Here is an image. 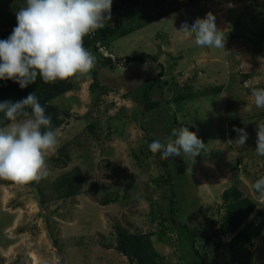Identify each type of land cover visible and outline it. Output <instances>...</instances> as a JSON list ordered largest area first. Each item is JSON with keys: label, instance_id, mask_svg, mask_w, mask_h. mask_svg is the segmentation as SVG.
Returning a JSON list of instances; mask_svg holds the SVG:
<instances>
[{"label": "rangeland", "instance_id": "1", "mask_svg": "<svg viewBox=\"0 0 264 264\" xmlns=\"http://www.w3.org/2000/svg\"><path fill=\"white\" fill-rule=\"evenodd\" d=\"M155 1L150 0V15L155 12ZM160 1L165 8L179 5L181 10L104 50L105 59L97 58L90 77L72 78L76 90L54 101L71 118L57 132L56 148L46 154L48 177L38 182L39 187L0 186V264H129L114 249L115 227L119 225L131 233L156 234L155 247L166 263L191 264L194 257L187 243L182 245L179 233L170 230L162 234V225L167 224L162 221L160 209L167 216L171 188L156 193L154 208L152 202L142 200L103 206L85 193L93 190L94 183L108 195L121 186L136 187L138 195L145 186L157 190L155 181L165 174V168L156 156L146 157L143 151H150L151 138L167 140V128H176L174 115L181 127L191 123L199 129V137L206 145L195 158L181 154L161 159L171 163L176 178L180 221L198 226L209 238L214 230H219L211 222L220 220L222 197L227 189L237 185L254 199L251 184L264 176V157L255 152L256 124L264 121V109L254 105L251 89L264 87V39L258 37L264 17L257 26L254 21L263 11L264 0L215 1L197 6L181 0ZM209 12L215 16L218 29L225 33V51L198 47L192 40L181 39L176 31L183 22L191 24ZM238 20L257 36L248 34V40L230 41L228 36ZM259 50L263 54L257 55ZM144 55L159 58V65L166 70L164 83L169 82L168 89L193 93L221 86L225 89L219 95L203 94L181 109L172 105L169 110L163 104L161 110L143 117V86L157 77L160 68L124 59ZM94 71L99 73L106 94L91 90ZM168 89L164 100H171L174 95ZM153 97L161 100L159 94ZM90 121L95 125L93 132L88 126ZM202 121L205 123L200 126ZM143 122L147 130L141 126ZM234 128L248 133L244 146L234 142ZM69 143L71 162L66 168H56L52 160ZM76 167L85 173L84 194L56 200L54 182ZM39 188L46 194V203ZM259 203L264 208V203ZM231 239L227 235L215 239L216 246H208L212 249L208 252L209 264H240L235 251L228 248ZM198 246L206 252L205 240L200 239ZM250 264H264V234L252 250Z\"/></svg>", "mask_w": 264, "mask_h": 264}, {"label": "trees", "instance_id": "2", "mask_svg": "<svg viewBox=\"0 0 264 264\" xmlns=\"http://www.w3.org/2000/svg\"><path fill=\"white\" fill-rule=\"evenodd\" d=\"M178 0H175V2ZM187 2L191 6H197L202 3H211L215 1L220 2H236L237 0H181ZM26 0H0V40L7 39L12 33V30L16 26V12L23 6H25ZM160 0L155 1V12L150 15L152 6H150V0H113L111 8V20L105 23L102 29L97 30L93 35L87 36L84 39V46L89 51H93L97 58L103 57L102 50L111 49L113 45L120 39L129 37L135 32L144 29L146 26L162 21L170 16L177 14L181 9L179 5H171L167 8L161 5ZM147 12L149 15H145ZM261 16L264 17V8L260 12L254 21V25H258ZM248 34L253 35L254 31L250 30L248 25H245L242 21L238 20L233 25V29L230 32L228 38L230 41L244 38L248 40ZM257 36V34H254ZM260 39H264V26L258 33ZM257 55L263 54V51L259 50ZM105 59V57H103ZM112 62V58H109ZM128 63H141V64H155L160 68V72L156 78L149 79L143 86L142 103L144 110L142 116L145 117L147 113L154 110H161L163 104L167 107L176 105L178 108H184L187 103L196 101L203 94L219 95L225 89L224 86L207 91L205 93H193L186 92L182 89L166 88L169 87V82L164 83V74L166 70L163 66L159 65V58L151 55H144L139 57H128L124 59ZM102 61V60H99ZM93 84L91 90L93 93L101 91L106 94V87L101 85L100 75L97 71L93 72ZM245 78H250L245 76ZM178 85L175 83V87ZM174 92L171 100H164V92ZM76 90V86L72 81V78L64 81H57L56 83H44L39 77L34 83L29 84L27 87L21 89L19 84L13 80H0V102L11 100L13 102L26 98L27 95L35 93L39 99L41 105L45 108L46 113L52 117V124L57 132L68 123L71 115L68 111H65L60 106L54 104V101L58 98L65 96L66 94ZM159 94L161 100L154 99V95ZM168 109V108H167ZM174 120V126L180 128V124L177 120V116L172 117ZM90 121L88 126L93 132L95 125ZM6 121L3 119V114H0V126H3ZM205 122L202 121L200 126H203ZM145 122L141 123V126L145 128ZM239 126L241 124L238 122ZM173 127V126H172ZM167 128L169 135L174 128ZM187 127L190 131L196 132L198 136L199 129L194 128L191 123H188ZM147 130V129H146ZM149 134L150 132L147 131ZM237 134V133H236ZM156 138H151L150 143ZM203 141V140H202ZM146 157L156 156L161 165L165 168V174L158 178L156 183V189L150 186L143 187V193H136V187L121 186L114 188L110 195L105 194L104 190L99 189L98 185L94 183L93 190L85 193L91 195L99 200L103 206H109L117 203H128L137 201H149L154 204L156 201V193L167 192L168 188H171V196H168V214L165 216L161 211V218L167 225H162V234H166L170 230H176L180 235L182 245L187 243L191 254L194 257L191 264H209L210 258L209 245L216 246L215 239H222V237L230 235L232 239L229 241L228 248L238 255L240 264H250V258L252 250L255 248L257 241L264 234V208H260V203L252 197L246 196L245 193L237 186L234 185L230 189H227L222 197V206L220 212V220L218 222H211L214 228L219 227V230H214L213 235L209 238L204 237V232L200 230L198 226H192L188 223L181 222L177 209V193L175 187V176L173 169H171V163L161 160V154H153L151 151H143ZM72 160L70 143L62 147L52 162L56 168H66ZM178 164V163H177ZM176 164V170H179ZM86 185V177L84 171L80 167L74 168L72 171L58 178L53 188L55 191V199L59 201H66L84 194ZM0 186H18L11 181L0 180ZM38 182H32L20 187H39ZM39 193L44 197L43 202L46 203V194L43 189L39 188ZM153 208L156 204L152 205ZM154 212V211H153ZM152 214L154 215L155 213ZM159 213V212H158ZM116 232V245L114 249L127 258L129 264H171L166 263L163 255L156 249L153 238L156 236L154 233H131L130 230L123 228L122 226L115 227ZM205 240L207 247L204 248L206 252H203L199 246V240ZM56 244L59 242L56 240ZM209 252V253H208ZM189 261V259H187Z\"/></svg>", "mask_w": 264, "mask_h": 264}, {"label": "clouds", "instance_id": "3", "mask_svg": "<svg viewBox=\"0 0 264 264\" xmlns=\"http://www.w3.org/2000/svg\"><path fill=\"white\" fill-rule=\"evenodd\" d=\"M113 0H26L16 12V26L7 39L0 40V80H13L23 89L39 77L44 83L69 78L90 77L95 55L85 48L84 39L111 20ZM209 12L193 23L183 22L176 31L183 40L198 47L225 51L226 36ZM104 50H102L103 52ZM254 105L264 109V87L251 89ZM6 121L0 126V180L18 186L39 182L49 175L46 154L58 144L52 117L46 113L35 93L15 102H0ZM257 125L256 148L264 157V121ZM239 146L248 133L234 128ZM205 143L188 127L173 128L167 140H153L149 150L161 159L181 154L195 158ZM254 199L264 203V176L251 184Z\"/></svg>", "mask_w": 264, "mask_h": 264}]
</instances>
